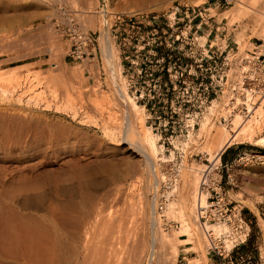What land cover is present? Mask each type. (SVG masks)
<instances>
[{
	"label": "rangeland",
	"instance_id": "rangeland-1",
	"mask_svg": "<svg viewBox=\"0 0 264 264\" xmlns=\"http://www.w3.org/2000/svg\"><path fill=\"white\" fill-rule=\"evenodd\" d=\"M101 1L0 0V69L7 74H12L15 70L20 72L24 78H28L27 86L29 87L37 84L34 79L31 80L37 71L42 76L52 73L60 75L61 72L67 71L74 74L81 72L84 74L85 82H83L82 88L87 100L97 99V94L93 89L99 83L98 89L101 92L104 91L103 94L107 93L108 98L110 97L108 102L105 101L107 103H104L101 97V100L97 99L100 103L108 104L104 105L105 112H109V115L105 113V117L115 120L112 117L113 114V116H118L116 122L123 124L125 109L120 107L122 105L114 95L113 85L110 86L108 70L101 52L100 19L104 14H108L111 39L122 70V86L139 105L144 125L152 130V138L157 145V175L167 176L171 181L177 178L180 183L182 179L190 176L192 168L203 167L205 169L210 166V163L212 164L211 156L202 151L205 137L200 136V130L207 120L216 126H219V122L229 126L227 120L224 123L220 119L223 118V112L225 113L228 92L225 90L223 93L219 89H215L219 78L218 73L231 72L230 80H235L244 65L243 59L247 57L253 59V54L260 53L262 50V48H258L264 44L262 28L245 19L231 23L230 14L238 7L236 0H108V9H102ZM245 1L249 5V1ZM256 7V10L264 12V0H261ZM102 11L105 13L103 14ZM89 12L94 16H89L91 15ZM86 15L88 18L91 17V20ZM89 21L96 23L93 24L95 28L88 26ZM71 25L81 32L91 35L95 41L93 56L81 62H73L68 58L71 43L63 30ZM262 52L264 53V51ZM29 73L31 74L29 75ZM27 74L29 77L26 76ZM76 83L77 81L74 80L73 86H76ZM211 83L212 87H210ZM208 86L210 88L206 90ZM35 93L37 94L34 95L37 96L40 91H35ZM120 109L122 110L120 111ZM93 116L95 119L99 118L98 115L94 114ZM94 132H91V138L94 137ZM26 133L18 125H10L0 130V177L4 169L9 173V175L6 173L9 177L1 184L4 186H0L2 209L17 201L22 203L26 197L24 195H26L27 185L36 183V187H42L41 185L45 184L47 178L50 184L46 183L44 188H54L58 182L60 170L65 166L64 161L73 159L76 163L80 161L79 165L89 164L86 171L89 172L88 178L94 182L93 187L86 189L88 197L94 198L92 205L84 204L77 207L76 215L80 222L86 217L92 220L98 214H102V216H107L109 213L118 215L122 213L120 207L123 205V201H126L130 206L126 210V217L128 214L131 215L130 210L134 209L132 206L135 205L136 208L137 205V209L134 210L139 209L138 205H142L145 197L149 207L153 205L155 192H149L147 195L143 190L145 183L143 171L146 170V161L130 152L127 144L122 143L121 146H117L111 141L103 142L101 135L98 134L96 137L101 140H97L96 145L94 144L89 149L90 151L86 152L87 154H78L74 158L62 155L63 157L60 156L58 160H55L49 151L46 152L45 146L33 150L25 149ZM20 141L19 147L16 146V142ZM230 147H232V153L237 148L238 152L249 154L258 152L264 157V149L252 144H236ZM44 153H47L46 157ZM86 155L88 156L86 157ZM99 161L105 162L104 166L100 168L105 171L104 176L113 179L112 183H106L105 189H100L97 186L100 176L94 174V170H99L97 167ZM27 163H36L38 168L25 169ZM220 165L221 163H218L217 166ZM232 166L229 171L222 169L221 175L224 178L222 184L224 193L227 194L230 201L234 202V206L236 203L239 206L234 215H239L241 210V216L247 220V218H251L250 214L254 213L258 222H253L250 225L249 241L251 244L249 243L242 250L233 251L230 258L224 261L226 264H264V216H260L258 212L259 209L262 214L261 209L264 208V164L247 167L240 166V164ZM6 171L4 170L3 174ZM52 171H59V174ZM49 173H53L52 175L56 178L50 175L48 178L47 174ZM37 174H40L41 178ZM43 174L47 176L44 177ZM28 175L31 177L34 175V179ZM228 175L234 178L235 186L227 183ZM52 178L53 181H56V183L53 182L54 185L50 180ZM47 179L46 181H48ZM26 180H30V183ZM136 182L140 183L139 188L134 191L128 190L125 199L124 196H121L120 199L123 200L122 202L118 201L117 205V201L114 202V190L121 186L129 188ZM113 188L114 190H112ZM167 189L168 186L165 183H160L158 188V194L162 196L160 200H163L164 191ZM106 193L108 198L104 197ZM51 200L53 201V199ZM51 200L48 202L51 203ZM56 201L54 199L51 204L57 203L59 206ZM77 201H80V198ZM48 202L47 206L50 205ZM22 209V207L19 209L21 214L27 212L36 214L34 213L36 211ZM3 212L0 211V215ZM127 218L125 219L127 222L124 221L127 223V227L124 225L127 230L123 229V238L121 237L122 241L119 242H122L126 249L127 246H131L129 248L131 251L128 254L131 259H126V264L127 262L135 264L141 257L144 259L143 264H146L148 245H150L151 239L150 230H143L138 221H134L135 219L132 218L127 220ZM197 222L200 224V219ZM169 226L174 231L181 227L178 222H172L163 227V230L169 229ZM228 229L230 234V228ZM129 240L130 242H128ZM121 246H118L119 250L123 248ZM144 247L145 249H143ZM179 247L184 251L180 255L185 259L181 262L179 256L176 264H192L196 258H204L208 264H220L219 259H222L214 253L209 254L210 245L205 246L203 250H196L191 244L179 245ZM59 248H62L60 250H63L64 254L68 252L60 245ZM59 253L61 254V252ZM136 264L138 263L136 262Z\"/></svg>",
	"mask_w": 264,
	"mask_h": 264
},
{
	"label": "bare ground",
	"instance_id": "bare-ground-1",
	"mask_svg": "<svg viewBox=\"0 0 264 264\" xmlns=\"http://www.w3.org/2000/svg\"><path fill=\"white\" fill-rule=\"evenodd\" d=\"M247 1H249V5H247L248 2L246 3L245 0H236L238 3L237 10L232 11L229 19L231 23L236 20L240 21V19L252 21L255 25L257 24L262 28L261 34L264 36V12L256 10V6L261 0ZM108 3V0H102V9H108ZM92 14L89 16H94ZM107 15L104 14L100 19L102 29L100 36L101 52L108 70L107 74L109 83L111 82L110 86L113 85L114 95L122 105L120 107L123 110L125 109L124 121L122 120L124 123L118 124L116 122L118 116H113V114L112 117L115 120H112V118H109V120L105 117L106 114L109 115V112H105L104 105L106 104L104 103H107L110 97L108 98L107 93H104V95L102 93L104 91L101 92L98 89L97 85L99 83L96 84L93 91L97 94V99L101 97L104 103H100L95 98L90 101L87 100L85 91L82 88V84L85 82L84 74L81 72L74 74L67 71L61 72L60 75L52 73L46 74L44 77L41 73H37V71L35 72L36 74L31 75L33 77L31 80L34 79L37 84L29 87L27 86L28 78H24L20 72L13 70L14 73L7 74L0 69V130L10 125H18L27 132L26 141L24 142L26 148L23 146L25 149L29 150L30 148L33 150L34 148L37 149L45 146L46 152L49 151L55 160H58L62 155L74 158L78 154H87L86 152L99 140L96 137L98 134L101 135L103 142L111 141L117 146H121L122 143L127 144L130 152L146 161V170L143 171L145 176L144 193L148 195L149 192H155L151 207H149L145 197V201L141 203L142 205H138L140 206L139 209L134 210L137 209V205L136 208L134 207L135 205L132 206L134 209H131V215L128 214L127 216L135 219L134 221H138L143 230H150L151 239L150 245H148L149 250L146 264H176L180 256L179 245L187 246L191 244L194 245L196 250H203L205 246L209 245L210 249L215 248L219 245V239L229 235V226L220 223L201 225V223L197 222L201 215L200 209L205 206L208 198V194L201 191L202 175L203 172L207 171V168H192L190 176L184 177L185 179H182L180 183L177 178L171 181L167 176L157 175V145L152 138V130L146 128L144 125L139 105L127 94L122 86L120 60L111 39L110 22ZM88 19L91 20V17ZM90 22L88 26L95 28L93 26L94 22ZM248 69L250 71V68L244 67L245 71H248ZM29 75L27 74L26 76L29 77ZM74 80L77 81L76 86L72 84ZM35 91H40V93L35 96L34 94H37ZM253 92L247 91V96L239 92L235 96L234 107L237 112L233 111L234 107H232L230 100L227 99L225 113L222 112L223 118L229 124L228 127L221 122H219V126L214 125L208 120L204 122L200 130V136L205 137L202 151L204 154L211 156L214 168H217L218 163H221L222 153L232 145L252 144L264 149V99L258 106L257 101L260 95L253 99ZM15 103L16 105H13ZM110 103L112 102L110 101ZM112 105L111 107H113ZM242 106H246V113L242 112ZM113 110L111 111L113 112ZM94 114L98 115L99 118L95 119ZM93 131H95V134L91 138L90 134ZM20 143L21 141L16 142V146ZM46 154L44 153L45 157ZM73 160H67L64 163L62 160V163L67 166L65 169V166L60 162L64 167H62V170L58 168L61 171V178L58 175L60 180L57 177L58 182L54 188H44L46 183L50 184V181L46 178L48 181L45 179V184L41 183L44 185L39 184L42 187H36V183L27 185L26 195H24L26 197L23 196L24 201L22 200L21 204L17 201V204L13 203L3 209L0 204V211L3 212L5 210L0 215V264H126V259H131L128 257L131 246L126 245L128 250L124 246V250L123 243H119L120 238H123V229L124 231L127 230V221L125 220L127 218L126 210L130 207L126 201L122 202L123 199L121 200L120 198L124 196L125 199L128 190L134 191L139 188L140 183H133L129 188L118 187L117 185L118 188L116 187V190L112 189L115 191L114 202L117 201V205L118 201L123 203L121 207L119 206L122 213L118 215L109 213L107 216L98 214L92 220L86 217V219L80 222L76 215L77 207L84 204L92 205V199L94 198L88 197L86 189L93 187L94 182L88 178L89 172L86 171L89 168V164L83 166L82 164L79 165L80 161L76 163ZM98 163L97 167L99 170H94V174H99L98 176H100L97 186L100 189H105L106 183H112L113 179L105 177V171L100 169L104 166L105 162L99 161ZM27 168L32 170L38 168V166L36 163H27L25 169ZM4 170L6 171V169ZM63 170L64 172H62ZM3 171L0 177V186L2 187L4 185L1 184L9 177L6 175L8 172L6 171L3 174ZM33 171L31 172L33 173ZM54 172L59 174V171ZM53 173L47 174L48 178L54 176L52 175ZM39 175L38 177H40ZM47 175H44V177ZM33 176L29 177L34 179ZM44 177L42 176V178ZM35 178L37 179V176ZM54 178L56 177L54 176ZM50 180H52V183H56V181H53V178ZM26 181L30 183V180ZM31 181L33 182V180ZM160 183H165L168 186V189L164 191L163 200H160L162 196L158 194ZM106 194L104 197L108 198L109 192ZM78 198H80V201H77ZM51 199L53 201L56 199L59 206L56 203L57 201L55 202L57 206H54L56 204H51L53 203ZM49 200L52 202H48ZM160 201L165 202L162 203L164 205L162 210H160V206L162 205ZM47 202L50 205L47 206ZM19 205L26 211H36L34 212L36 214L28 212L21 214L19 212ZM37 212L39 215H37ZM130 221L132 220L130 219ZM172 222H178L181 225L180 229L174 231L169 226V229L164 231L163 227L170 225ZM197 224H199L198 227H196ZM138 228L140 227L138 226ZM226 243V248L231 250V241L227 240ZM59 245L67 249L68 252L66 254L62 253L63 250H60L62 248H59ZM119 245H122L121 248L123 247L121 250H119ZM148 246H146L147 249ZM141 258L136 261L138 264H143L144 259ZM192 264L208 263L204 258H196Z\"/></svg>",
	"mask_w": 264,
	"mask_h": 264
},
{
	"label": "built area",
	"instance_id": "built-area-1",
	"mask_svg": "<svg viewBox=\"0 0 264 264\" xmlns=\"http://www.w3.org/2000/svg\"><path fill=\"white\" fill-rule=\"evenodd\" d=\"M63 31L71 43L70 52L68 54L69 59L73 62H81L87 57L93 56L95 41L91 35L81 32L74 25L64 28ZM258 48H262V50L260 53L253 54V59H250L249 57H247L249 59H243L244 65L235 80H230L231 72L218 73L219 78L217 79L215 89H219V91L223 93L225 90L228 92L227 99L230 100L232 107L235 105V96L239 92L247 96V91H254L252 93L253 99L260 95V98L257 101L258 106L264 99V53L262 52L264 51V44L260 45ZM245 66L250 68V71L249 69L248 71H245L243 69ZM212 85L213 84L211 83L210 87H212ZM210 87L208 86L206 90H209ZM229 107H231V105H229ZM246 109V106L241 107L243 113H246ZM233 111H236L235 107ZM220 119L224 123L226 122L225 119ZM233 164H240V166L243 165L247 167L263 165L264 161L263 156L259 155V153H241L238 155ZM233 164L226 166L221 164L217 168H214L210 163V166L207 167V171L203 172L201 179V191L208 194L205 206L200 209L201 224L206 225L208 223H220L226 224L230 228V234L219 239V245L215 248H211L209 251V254L214 253L219 258H222V260L230 258L233 251L245 245L251 236V224L241 216V210L239 215H234V212L239 206L237 203L234 206V202L230 201L227 194L223 191L222 184L224 178L221 175V170L227 169V171H229L230 168L233 167ZM227 183L235 186L234 178H232L231 175L227 176ZM162 203L165 202H161V204ZM163 206V204L160 206V210L163 209ZM227 240L231 241V250L226 248Z\"/></svg>",
	"mask_w": 264,
	"mask_h": 264
},
{
	"label": "crops",
	"instance_id": "crops-1",
	"mask_svg": "<svg viewBox=\"0 0 264 264\" xmlns=\"http://www.w3.org/2000/svg\"><path fill=\"white\" fill-rule=\"evenodd\" d=\"M236 152H238L237 148H235V152L232 153V147H228L222 153L221 164L223 166L233 164L235 162V160L237 159L238 155L242 153L241 151H239L238 153H236ZM261 211H262V214L260 213V210L258 209V212H259L260 216H264V208L261 209ZM250 216H251V218H247V220H246L247 222H249L251 225L253 224V222H256V223L258 222V220H257L258 218H257V216L254 213L250 214ZM181 252L183 253L184 251L180 250V253ZM180 257H181V262L184 261L185 258L183 256H181V255H180ZM219 260H220V264H226V262L224 260H222V259H219Z\"/></svg>",
	"mask_w": 264,
	"mask_h": 264
},
{
	"label": "trees",
	"instance_id": "trees-1",
	"mask_svg": "<svg viewBox=\"0 0 264 264\" xmlns=\"http://www.w3.org/2000/svg\"><path fill=\"white\" fill-rule=\"evenodd\" d=\"M247 242H248V244L246 243L247 245H243V246H241V247H239V248H237V249H235V250L238 251L239 249H240V250L244 249L246 246L249 245V243H250L249 239H248ZM250 244H251V243H250ZM235 250H234V252H235Z\"/></svg>",
	"mask_w": 264,
	"mask_h": 264
}]
</instances>
